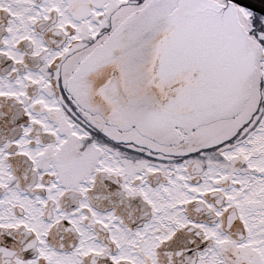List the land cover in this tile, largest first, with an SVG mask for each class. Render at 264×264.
<instances>
[{"label": "snow or ice", "instance_id": "snow-or-ice-1", "mask_svg": "<svg viewBox=\"0 0 264 264\" xmlns=\"http://www.w3.org/2000/svg\"><path fill=\"white\" fill-rule=\"evenodd\" d=\"M0 264H264V0H0Z\"/></svg>", "mask_w": 264, "mask_h": 264}]
</instances>
